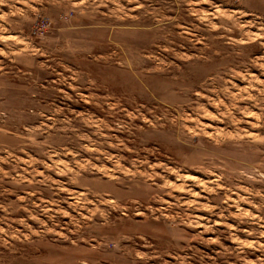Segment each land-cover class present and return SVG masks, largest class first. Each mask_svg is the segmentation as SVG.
Instances as JSON below:
<instances>
[{
  "label": "rangeland",
  "instance_id": "obj_1",
  "mask_svg": "<svg viewBox=\"0 0 264 264\" xmlns=\"http://www.w3.org/2000/svg\"><path fill=\"white\" fill-rule=\"evenodd\" d=\"M0 264H264V0H0Z\"/></svg>",
  "mask_w": 264,
  "mask_h": 264
}]
</instances>
